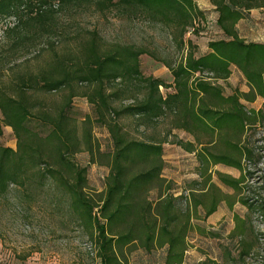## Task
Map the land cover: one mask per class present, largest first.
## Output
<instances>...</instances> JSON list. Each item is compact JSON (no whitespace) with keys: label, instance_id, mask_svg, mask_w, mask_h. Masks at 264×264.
Returning a JSON list of instances; mask_svg holds the SVG:
<instances>
[{"label":"trees","instance_id":"1","mask_svg":"<svg viewBox=\"0 0 264 264\" xmlns=\"http://www.w3.org/2000/svg\"><path fill=\"white\" fill-rule=\"evenodd\" d=\"M213 3L224 35L210 40L208 51L198 52L187 38L197 21L206 19L195 0H0V19H16L3 30L1 125L12 129L17 143L15 148L0 144V203L11 193L20 205L51 196L54 208L95 241L99 264H125L137 249H165L164 264H183L194 220L208 219L224 201L233 208L236 197L264 215V205L255 207L240 196L252 174L246 166L257 163L248 136L263 110L248 108L244 101L264 97V43L246 41L237 25L245 16L243 7L260 5L244 0ZM65 7L101 13L116 9L126 18L144 17L169 26L181 57L175 63L160 59L145 45L109 41L98 29L87 34L79 30L75 45L59 48L53 35L60 30L59 13ZM44 36L47 45L34 59L21 60L27 43ZM145 54L169 68L171 85L143 73ZM232 67L243 73L250 91L225 92L220 81L230 78ZM162 87L171 91L164 93ZM78 97L87 99L95 120L74 110ZM163 120L164 133H134L142 127L156 129ZM95 122L109 133V150L97 142ZM175 130L191 138H178ZM172 142L197 156L200 179L187 193L178 194L164 176V145ZM83 153L87 164L78 159ZM99 161L109 171L103 191L94 196L89 168ZM217 165L241 174L213 171ZM215 174L235 196L223 191ZM262 182L264 186V178ZM246 232L245 219L237 216L233 235L245 238ZM249 247L244 241L243 254Z\"/></svg>","mask_w":264,"mask_h":264},{"label":"rangeland","instance_id":"2","mask_svg":"<svg viewBox=\"0 0 264 264\" xmlns=\"http://www.w3.org/2000/svg\"><path fill=\"white\" fill-rule=\"evenodd\" d=\"M259 7L247 9L243 7L244 18L238 23V31L248 42L264 43V0H244ZM206 19L198 20L196 30H190L187 38L194 41L198 52L208 51V43L212 39L223 37L217 19L219 16L213 0H195ZM16 23L15 18L0 19V52L4 49L3 30ZM60 30L53 35L59 48L66 44L75 45L79 30L87 31L98 29L109 41L135 42L145 45L160 59H168L174 63L181 57L173 41L172 29L161 23H154L144 17H124L120 11L111 9L101 13L93 9L63 8L59 13ZM47 36L38 41L27 43L21 52L20 59L33 60L39 50L47 45ZM141 68L145 75L160 77L167 84L173 83V75L169 68L157 58L148 54L141 57ZM6 79L5 76H3ZM225 92L230 94L236 89L243 92L251 90L243 73L232 67V74L228 80L220 81ZM166 93L171 91L162 87ZM57 96V95H56ZM248 108L257 111L263 110L258 123L250 129L248 140L256 149V164H249L247 176L240 196L255 204V207L264 205V97L258 96L254 102L244 101ZM75 111L81 118L90 115L95 120L92 106L84 97L75 99ZM0 112V144L16 147V138L10 127L1 125ZM167 121L163 120L156 129L140 128L134 132L137 136H150L163 132ZM134 128V127H133ZM133 130V129H132ZM94 135L103 150H109L111 140L106 129L94 123ZM145 131V132H143ZM141 133V134H140ZM178 138L189 140L191 137L182 131H174ZM172 136V140H173ZM166 168L164 176L174 182L175 191L187 193L190 184L200 179L198 160L194 153L187 152L175 143L164 145ZM78 159L88 163V155L83 153ZM91 164L89 168L90 190L101 193L104 189V179L108 168L103 161ZM102 162V163H101ZM213 171H220L239 177L237 169L217 165ZM215 182L229 195L235 196L233 189L221 184L217 174ZM233 200V198H232ZM233 208L227 201L220 204L218 211L208 219H195L196 229L189 236V248L183 264H264V215L261 211L249 210L238 202ZM255 209V208H254ZM245 219L247 232L244 236L233 235L236 227V217ZM201 227L206 231L201 233ZM244 241L250 245L249 252L243 254ZM165 249L146 252L137 249L131 252L125 264H164ZM0 263L1 264H99L98 251L95 241L81 227L71 222L68 214L54 208L52 197L40 199L35 204L20 205L11 193L8 199L0 203Z\"/></svg>","mask_w":264,"mask_h":264},{"label":"crops","instance_id":"3","mask_svg":"<svg viewBox=\"0 0 264 264\" xmlns=\"http://www.w3.org/2000/svg\"><path fill=\"white\" fill-rule=\"evenodd\" d=\"M164 150H165V149H164ZM166 157H167V156L165 155V160H166ZM166 162H167V161H166Z\"/></svg>","mask_w":264,"mask_h":264}]
</instances>
